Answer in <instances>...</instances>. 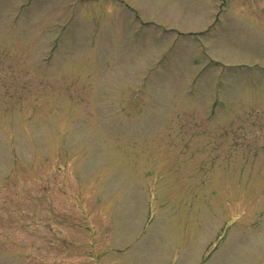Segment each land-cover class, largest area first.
<instances>
[{
  "label": "rangeland",
  "instance_id": "1",
  "mask_svg": "<svg viewBox=\"0 0 264 264\" xmlns=\"http://www.w3.org/2000/svg\"><path fill=\"white\" fill-rule=\"evenodd\" d=\"M0 264H264V0H0Z\"/></svg>",
  "mask_w": 264,
  "mask_h": 264
}]
</instances>
